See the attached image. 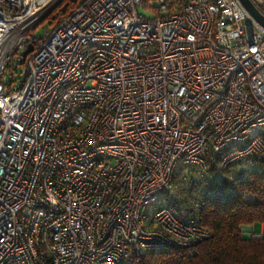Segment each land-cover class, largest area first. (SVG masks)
Listing matches in <instances>:
<instances>
[{
    "label": "built area",
    "instance_id": "2783aa9c",
    "mask_svg": "<svg viewBox=\"0 0 264 264\" xmlns=\"http://www.w3.org/2000/svg\"><path fill=\"white\" fill-rule=\"evenodd\" d=\"M61 1L0 0V264L208 239L175 176L264 163V26L241 0H75L38 35Z\"/></svg>",
    "mask_w": 264,
    "mask_h": 264
},
{
    "label": "trees",
    "instance_id": "16d2710c",
    "mask_svg": "<svg viewBox=\"0 0 264 264\" xmlns=\"http://www.w3.org/2000/svg\"><path fill=\"white\" fill-rule=\"evenodd\" d=\"M73 1L52 17L65 12ZM235 176L214 183L225 187L232 184L236 187L234 193L210 195L214 186L211 193L199 197L197 202L203 204L194 205L199 223L211 231L208 239L190 248L174 247L139 256L133 264H264V234L245 237L242 228L264 223V164L255 163L243 175ZM249 193L252 198L247 196ZM175 198L176 206L183 203L193 207L180 201L177 194Z\"/></svg>",
    "mask_w": 264,
    "mask_h": 264
},
{
    "label": "rangeland",
    "instance_id": "374dc122",
    "mask_svg": "<svg viewBox=\"0 0 264 264\" xmlns=\"http://www.w3.org/2000/svg\"><path fill=\"white\" fill-rule=\"evenodd\" d=\"M68 1L69 0H62L51 11V13L47 17H45L42 21H40V23H38L34 27V30L38 35H43L48 28L53 26L55 22V18H53L52 15H55L57 12L60 11V9H64ZM145 1L146 3L149 2V5L151 6L158 5L157 0H145ZM140 11L144 12L149 16H154L156 13L154 9L148 7H140ZM183 167H184L183 165H180L178 167V172L176 173L177 176L174 181V191L175 194H177V196L179 197L180 201H183L184 203L186 202L192 204V203H197L199 197L211 193L214 190L213 188L215 186L214 183L216 182V180L223 182L225 177L227 178L230 176L236 177L235 175L241 176L243 175L244 171L246 169L251 168L252 165H250V163L247 162L236 163L224 171L216 172L214 176H210V175L202 176L196 169H190V168L183 169ZM253 232L255 233L261 232L260 223L254 224ZM248 233L249 231H244L245 237H250Z\"/></svg>",
    "mask_w": 264,
    "mask_h": 264
},
{
    "label": "water",
    "instance_id": "95a60500",
    "mask_svg": "<svg viewBox=\"0 0 264 264\" xmlns=\"http://www.w3.org/2000/svg\"><path fill=\"white\" fill-rule=\"evenodd\" d=\"M243 5L249 10V12L257 19L264 26V15L261 11L253 4L251 0H241ZM33 50V45L29 44L27 49L23 51V60L25 59L26 55ZM250 225H245L244 231H249Z\"/></svg>",
    "mask_w": 264,
    "mask_h": 264
},
{
    "label": "crops",
    "instance_id": "0c3cea01",
    "mask_svg": "<svg viewBox=\"0 0 264 264\" xmlns=\"http://www.w3.org/2000/svg\"><path fill=\"white\" fill-rule=\"evenodd\" d=\"M263 227H264V224L261 223V232L263 231ZM261 232H259V233H261ZM244 236H245V234H244Z\"/></svg>",
    "mask_w": 264,
    "mask_h": 264
}]
</instances>
